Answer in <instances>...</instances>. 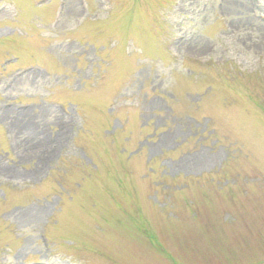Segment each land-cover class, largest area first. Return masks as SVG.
Returning <instances> with one entry per match:
<instances>
[{"label": "rangeland", "instance_id": "1", "mask_svg": "<svg viewBox=\"0 0 264 264\" xmlns=\"http://www.w3.org/2000/svg\"><path fill=\"white\" fill-rule=\"evenodd\" d=\"M0 264H264V0H0Z\"/></svg>", "mask_w": 264, "mask_h": 264}]
</instances>
